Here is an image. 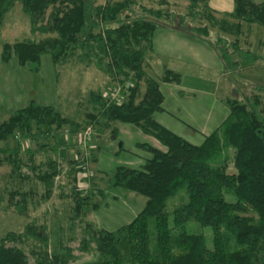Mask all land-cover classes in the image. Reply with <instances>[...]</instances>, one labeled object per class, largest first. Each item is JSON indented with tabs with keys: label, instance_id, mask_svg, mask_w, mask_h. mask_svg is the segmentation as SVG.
Returning <instances> with one entry per match:
<instances>
[{
	"label": "trees",
	"instance_id": "1",
	"mask_svg": "<svg viewBox=\"0 0 264 264\" xmlns=\"http://www.w3.org/2000/svg\"><path fill=\"white\" fill-rule=\"evenodd\" d=\"M17 1L30 16L32 32L49 35L3 43L2 63L15 56L24 69L39 73L42 57L48 53L56 64L75 56L86 67L95 65L118 82L120 95L126 96L118 101L92 91L97 124L108 128L111 121L134 124L167 149L139 144L152 156L140 168L120 164L109 177V188L123 187L148 200L130 223L116 230L86 222L79 248L93 253L94 259L78 262L70 246L49 249L50 239L43 226L33 221L20 232L5 235L0 243V264H264V115L259 111L260 95L245 102L227 99L230 112L226 119L202 144H194L156 118L157 112L164 111L160 81L181 83L182 74L166 67L158 80L144 66L148 52L154 51L158 28L204 39L217 52L226 72L264 60L241 40L245 24L264 26V1L235 0L233 9L217 18L208 8V0H188L186 14L171 10L169 0H156L151 6L138 0H0V29ZM203 19L207 22L202 23ZM41 20L46 21L39 24ZM211 27L219 30L215 38ZM130 80L134 84L129 85ZM68 124L77 123L56 107L31 99L0 123V139L17 130L29 136L34 128L42 127L43 134H50L53 127ZM1 151L6 155L0 165L8 162L12 171L30 177L22 170L27 164L20 157L21 146ZM31 153L30 168L34 179L45 186L46 199L54 192L57 177L66 174L77 179V169L66 170L53 159L37 163ZM230 163L236 169L233 173L228 171ZM83 192L77 182L73 184L70 197L75 223L86 216ZM226 192L235 195L239 208L227 211ZM17 194L21 198L15 206L24 214L30 193ZM178 196L180 202L172 211L173 227L157 233V215L169 199ZM190 221L211 229V244L204 234L188 231ZM30 241L34 244L28 247Z\"/></svg>",
	"mask_w": 264,
	"mask_h": 264
},
{
	"label": "rangeland",
	"instance_id": "2",
	"mask_svg": "<svg viewBox=\"0 0 264 264\" xmlns=\"http://www.w3.org/2000/svg\"><path fill=\"white\" fill-rule=\"evenodd\" d=\"M105 1L99 0V3ZM138 1L147 6L157 3L156 0ZM169 1L170 9L174 12L187 13L188 0ZM207 3L212 14L221 18L225 11L233 9L235 0H208ZM45 21L41 20L39 24ZM199 22L200 19L196 21V23ZM201 22L206 23L207 20L203 19ZM211 28L212 37L215 38L219 30L217 27ZM48 35L32 32L30 16L24 11L22 2L17 1L6 14L0 29V55L5 42L14 43L17 40L36 39ZM224 35L231 37L228 34ZM241 40L245 47L251 48L264 57V26L245 24ZM214 61H216L214 56L207 58L206 64L203 65L206 67H202L197 63L195 65L175 59L163 60L156 56L154 51H149L144 64L146 72L158 80L164 75L166 67L180 71L183 74L184 86L189 91H194L197 95L198 92H208L211 93L212 100L217 99L220 102L222 99L224 101V104L211 100L202 105L198 102H192V105L185 103V108L181 105L184 112L180 117L182 122L192 126L187 127L189 132L185 126L182 128L188 135L186 139L194 144L204 142L206 136L203 133L209 135L216 130V128L213 131L209 129L213 126L212 122L216 123L218 120L214 116L221 113L219 104L229 109L227 99L245 102L247 98L259 94L261 97L259 111L264 115V91L260 88L264 87V60L252 65L243 63L240 70L236 72H226L217 67ZM160 82L161 87L164 81ZM128 84H134V81L130 80ZM118 85L120 84L109 74L99 70L95 65L86 67L75 56L56 64L50 54H44L39 73L24 69L15 56L8 63H2L0 60V123L31 99L56 107L63 115L77 123L76 125H64L60 129L53 127L50 134H43L45 127L34 128L29 136H24L21 131L17 130L10 137L0 139L2 150L21 146L20 157L27 164L22 170L30 176L25 178L19 172L12 171V165L8 162L0 165V243L8 232H20L28 222L35 221L43 226L44 232L49 237V249L58 245L70 246L78 262L92 260L95 257L93 253L83 252L79 248L86 222L89 221L105 230H116L130 223L145 207L147 197L123 187L109 188V177L120 164L140 168L145 160L152 156L151 152L139 144H150L162 150L167 148L134 124L111 121L109 128L102 123L97 124L98 109L91 97V92L100 91L105 97L111 96L112 98L111 94H114L112 90ZM145 85L142 80L141 90L143 92ZM175 85L172 86L173 94L180 88L179 85ZM124 98L126 96H119V99ZM90 120H92L91 124H89ZM121 145L123 149L120 151ZM119 151L120 154H118ZM31 152L35 154L37 163L53 159L62 164L66 170L70 167L77 169V179L74 180L66 174L57 177L54 192L49 199H46L45 186L34 179V173L30 168V158L33 155ZM5 155L6 152L1 151L0 159ZM228 171L230 173L236 171L232 163ZM76 182L79 188L84 189L86 216L75 223L71 212L74 200L70 196L71 188ZM17 191L30 193L24 214L20 213L15 206L16 200L21 198ZM226 200L228 202L227 211L239 208L233 193L226 192ZM179 202V196L166 202L156 217L157 233L167 232L173 227L172 211ZM187 229L193 233L204 234L208 239V244H211L212 231L209 227H204L196 221H190ZM33 244L34 242L30 241L28 247ZM31 261L33 263L35 258L32 257Z\"/></svg>",
	"mask_w": 264,
	"mask_h": 264
},
{
	"label": "crops",
	"instance_id": "3",
	"mask_svg": "<svg viewBox=\"0 0 264 264\" xmlns=\"http://www.w3.org/2000/svg\"><path fill=\"white\" fill-rule=\"evenodd\" d=\"M153 48L156 56L161 57L163 60L175 59L179 62L184 63H197L202 67H206L203 65L206 64L207 58H212L214 56L216 59V61H214V64L224 70L219 55L212 47L209 46V44L204 39L202 40V38H197V36L186 33L184 31L171 28H158L154 34ZM182 83L183 77L181 83L163 82V84H161L160 88L165 97L163 103L164 111L157 112L156 118L159 122L163 123L168 128L186 138L188 137V135H186L187 133H185L182 127L185 126V129H187V127L191 128L192 126L190 124L183 123L182 119L180 118L184 114V112L182 111V107H186L185 103L192 105V102H198L200 105H202L211 100L215 101L216 103L224 104V101H222V99L220 100V102L217 99L212 100L210 96L211 93L208 92H198L199 94L197 95V93H195L194 91H189L184 86V83ZM181 84L183 86H181ZM174 85H179L180 87L178 88L180 89L179 91L177 88H175L177 89V92H175V94L172 93V86ZM219 108L221 110L220 115L214 116L217 117L218 120L216 121V123L215 121L212 122L213 126L209 130L212 129L213 131L215 130V128L217 129L230 112L228 108H224V106H222L221 104H219ZM214 117L213 119H215ZM203 134L204 136H207L205 133ZM189 135L191 136V134Z\"/></svg>",
	"mask_w": 264,
	"mask_h": 264
},
{
	"label": "built area",
	"instance_id": "4",
	"mask_svg": "<svg viewBox=\"0 0 264 264\" xmlns=\"http://www.w3.org/2000/svg\"><path fill=\"white\" fill-rule=\"evenodd\" d=\"M120 92H121V85L114 86V88L112 90V93H114V94H111L112 95V98L111 99H116L118 101H121V99H119V96H121L120 95Z\"/></svg>",
	"mask_w": 264,
	"mask_h": 264
}]
</instances>
